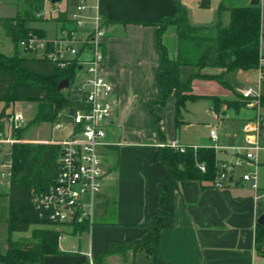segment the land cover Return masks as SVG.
<instances>
[{"label": "crops", "instance_id": "crops-1", "mask_svg": "<svg viewBox=\"0 0 264 264\" xmlns=\"http://www.w3.org/2000/svg\"><path fill=\"white\" fill-rule=\"evenodd\" d=\"M253 1L210 0L209 8H202L201 0H182L194 27H214L219 22L227 26L231 19L229 9L253 6ZM75 3V0H61L56 4L51 0H25L24 10L14 17L0 19L27 18L25 25L33 31L31 34L54 40L61 25L73 12ZM89 5V19L95 14V7L99 6L108 31L103 44L105 62L102 74L114 85V98L119 103L114 117L107 122V145L100 148L107 174L93 216L63 224L32 225L27 232L13 233L7 223L0 222L1 232L9 234L5 252L9 241H32L36 230L58 231L60 253L46 255L43 264H88L89 252L97 264L98 255L110 243L137 240L143 233L142 224L157 209V182L168 175L166 166L155 160L158 151L173 142L188 147L212 148L210 131L214 127L218 128L221 146L240 145L244 139L243 127L254 116L247 103L239 106V102L246 101L242 91L256 84V71L228 74L226 80L230 87H224L214 79H194L191 94L202 99L186 102L181 110L179 126L175 94L165 106L151 105L159 98L157 75L164 58L158 46V26L155 24L163 17L174 15V0H89ZM0 6L7 4L0 2ZM258 6L262 9L261 57L264 56V0H260ZM32 11L40 13V19L33 17ZM163 44L170 56L176 57L178 37L174 27L164 33ZM185 71L187 77L183 79ZM197 72L195 66H183L180 78L187 81ZM262 95L264 114V84ZM215 99L221 101L219 106ZM230 102L233 107L228 105ZM1 103H4V108L0 110V129H4L5 116L2 114L4 111L8 113V107L5 102ZM18 105L11 106L16 109ZM71 110L62 113L64 122L71 125L73 132L71 118L66 115L71 114ZM36 113L37 110L33 118H27L28 126L24 128L21 139L26 144L52 145L50 141L57 138L25 137L29 126L34 124H51L53 130V123H32ZM262 145L257 160L239 168L224 189H217L214 181L180 182L174 201V226L164 229L160 237V252L166 262L264 264V256L259 255L256 247L258 208L264 201L258 202L251 185L241 179L246 167H259L264 173V134ZM215 152L217 165L234 160V151L230 149ZM3 157L1 153L0 161ZM11 182L12 178L0 179V202L3 206L8 205ZM259 185L264 189V178ZM125 258L112 255L103 264H152L145 252L129 251Z\"/></svg>", "mask_w": 264, "mask_h": 264}, {"label": "trees", "instance_id": "trees-1", "mask_svg": "<svg viewBox=\"0 0 264 264\" xmlns=\"http://www.w3.org/2000/svg\"><path fill=\"white\" fill-rule=\"evenodd\" d=\"M174 1V15L163 17L155 24L158 26V46L164 58L157 75L159 98L151 105L165 106L175 94L179 126L181 110L186 102L202 99L191 94L194 79H214L224 87H230L226 80L228 74L257 70L261 54L262 9L260 6L231 8L227 26L219 22L214 27H194L190 24L187 6L182 0ZM200 6L209 8L210 0H201ZM26 22L27 18L21 16L0 19V25L17 48L13 56L0 52V102H5L6 108L16 101L37 103L39 107L32 123H54L63 111L87 108L80 101L84 97L70 91L78 66L62 70L47 61L21 54L20 42L33 32L26 27ZM170 27L175 28L178 37V53L173 58L163 44V35ZM183 66H195L198 72L182 81L180 70ZM65 79L70 81L69 88L60 91L59 84ZM215 101L219 106L221 101ZM246 103L245 100L239 102V106ZM228 105L234 106L232 102ZM7 115L4 111L2 117ZM24 130L14 132V136L21 139ZM12 152L14 166L9 202L7 206L0 202V222L7 223L11 233L27 232L32 225H56L35 208L33 200L36 194L45 192L54 182L59 170L60 148L48 144L18 143ZM155 160L168 170V175L157 182L156 211L142 224L143 233L137 240L110 243L98 255L97 264H103L112 255H122L126 259L129 251L145 252L152 264H171L161 255L160 237L164 229L174 226V201L179 184L183 180L215 181L218 165L214 148L180 153L164 146ZM198 163L206 165V173L200 170ZM258 209L260 215L264 214V204L260 203ZM59 236L58 231L45 229L36 230L32 241H9L7 251L0 252V264H43L46 255L60 253ZM256 247L259 255L264 256V226L259 224Z\"/></svg>", "mask_w": 264, "mask_h": 264}, {"label": "built area", "instance_id": "built-area-1", "mask_svg": "<svg viewBox=\"0 0 264 264\" xmlns=\"http://www.w3.org/2000/svg\"><path fill=\"white\" fill-rule=\"evenodd\" d=\"M74 10L61 25L54 40L30 34L19 44L21 54L34 59L47 61L65 70L72 65L78 66L77 76L70 87L87 108H72L73 114H66L73 125L72 135L65 139L50 141L60 148L59 170L54 182L45 192L36 194L34 206L56 223L63 224L92 218L98 197L102 194L106 170L100 148L107 145V122L112 119L119 103L114 98L115 87L102 74L105 62L103 44L108 37L99 6L89 19L91 9L89 0H75ZM91 20V21H88ZM257 82L246 87L243 97L247 106L252 108L254 116L243 127L244 139L240 145L223 147L220 145L218 128L210 131L211 147L215 150L234 151L233 161L218 164V173L214 181L217 189H224L236 175L237 170L246 163L255 162L263 149L264 114L262 112V83L264 81V56L260 57L256 70ZM28 126V119L21 111L14 110L5 116L4 129H0V179L10 180L13 176L12 148L15 144L25 143L14 132ZM66 126L64 114H59L53 123V130L60 131ZM168 147L180 153L188 150L196 152V146H184L178 142ZM203 173L207 172L204 163H198ZM241 179L251 185L255 198L264 201V189L259 185L255 173L244 172ZM88 264H96L91 252L87 254Z\"/></svg>", "mask_w": 264, "mask_h": 264}, {"label": "rangeland", "instance_id": "rangeland-1", "mask_svg": "<svg viewBox=\"0 0 264 264\" xmlns=\"http://www.w3.org/2000/svg\"><path fill=\"white\" fill-rule=\"evenodd\" d=\"M0 2L7 4V6H0V18L2 17H14L16 16L20 11L24 10L26 4L25 0H0ZM28 11V8L26 9ZM33 13V11L31 12ZM40 13L37 12V14L34 12L33 17L39 18L38 15ZM44 13V15H46ZM264 14V10H263ZM40 19V18H39ZM168 49V48H167ZM0 52L8 55V56H13L17 53V48L16 44L13 42L12 38L8 36L6 31L3 29V27L0 25ZM187 77L186 71L184 72L183 79ZM264 84V81L262 83V86ZM19 104L16 109H14L13 106L8 107L6 110L8 112H11L13 109L16 111H21L24 113L26 118H33L34 113L38 109L39 105L37 103H32L31 102H23V103H18L17 101L13 103V105ZM4 108V103L0 102V110ZM72 134V128L70 124H67L65 128L61 131L55 132L52 130V125L51 124H43V125H31L29 126L27 133L25 134V137L27 138H40V139H48V138H68ZM264 154V151H262ZM261 152V153H262ZM244 172L247 173H255L257 174L260 180L264 178V173L260 171L259 167L256 168H250L246 167V170ZM2 229L0 227V251L3 253L5 252L4 250V245L8 243L9 240V234L7 232H1ZM16 234H14L15 236ZM16 237V236H15ZM144 263V262H143Z\"/></svg>", "mask_w": 264, "mask_h": 264}, {"label": "water", "instance_id": "water-1", "mask_svg": "<svg viewBox=\"0 0 264 264\" xmlns=\"http://www.w3.org/2000/svg\"><path fill=\"white\" fill-rule=\"evenodd\" d=\"M61 0H51L52 4H56L59 3ZM260 4V0H254L252 2L253 6H258ZM70 85V81L68 79L63 80L62 82H60L59 84V90H66L69 88ZM73 109L71 110V115L73 114ZM258 224L261 226H264V214L260 215V217L258 218Z\"/></svg>", "mask_w": 264, "mask_h": 264}]
</instances>
